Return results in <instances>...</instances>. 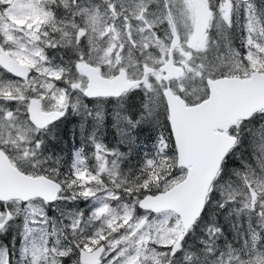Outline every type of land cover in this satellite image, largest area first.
Returning <instances> with one entry per match:
<instances>
[{
    "label": "snow or ice",
    "instance_id": "snow-or-ice-1",
    "mask_svg": "<svg viewBox=\"0 0 264 264\" xmlns=\"http://www.w3.org/2000/svg\"><path fill=\"white\" fill-rule=\"evenodd\" d=\"M0 264H264V0H0Z\"/></svg>",
    "mask_w": 264,
    "mask_h": 264
},
{
    "label": "rangeland",
    "instance_id": "rangeland-1",
    "mask_svg": "<svg viewBox=\"0 0 264 264\" xmlns=\"http://www.w3.org/2000/svg\"><path fill=\"white\" fill-rule=\"evenodd\" d=\"M110 124H111V122H109V130L107 132V141L108 142H114L113 137L115 134V130L110 127ZM149 135H151V132H149L147 129H145L144 132L140 133L142 140H146V137H148Z\"/></svg>",
    "mask_w": 264,
    "mask_h": 264
}]
</instances>
